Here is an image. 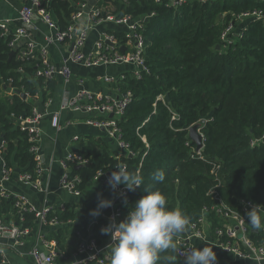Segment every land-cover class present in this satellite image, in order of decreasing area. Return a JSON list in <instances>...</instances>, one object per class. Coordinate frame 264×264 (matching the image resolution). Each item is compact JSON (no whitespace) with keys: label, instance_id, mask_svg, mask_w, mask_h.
<instances>
[{"label":"trees","instance_id":"1","mask_svg":"<svg viewBox=\"0 0 264 264\" xmlns=\"http://www.w3.org/2000/svg\"><path fill=\"white\" fill-rule=\"evenodd\" d=\"M47 1V10L64 30L76 12L73 5L82 0ZM110 1L113 14L146 18L142 36L147 71L140 78L129 71L114 84L120 94H130L124 114L117 121L120 140L128 145L130 154L116 159L102 141L95 150L79 152L89 163L80 168L71 166V174L80 178L78 189L83 192L99 172L122 164L129 172L144 177L141 188L130 191V199L137 201L145 194L144 187L159 190L166 196V207L180 208L190 217L189 224L211 205L208 193L215 186L227 205L245 200L264 206V144H249L264 133V22L236 19L248 10L264 8V4L253 0L188 2L174 11L153 0ZM230 22L237 35L229 34L227 43L221 35ZM112 33L123 39L121 32ZM10 52L6 40L0 37V136L6 144L3 161L13 173L17 169L35 176L27 134L19 130L16 120L29 116L38 100L46 103L55 80L37 76V70L42 69L38 56L18 60L14 55L9 59ZM15 91L26 94L27 99ZM166 94L167 102L158 99ZM174 115L176 119L172 120ZM196 124H201L202 159L195 156V145L188 137L190 127ZM212 164L220 165L216 176L211 173ZM157 170L164 171L163 182L152 179ZM98 202L96 199L81 206L68 205L62 212L57 210L55 216L64 225L52 229L47 239L56 242L58 257L70 255L67 236L92 221L98 222L93 227L97 243L106 237L99 230L106 221L101 215H90ZM22 217L20 222L13 198L0 199L2 222L34 226L33 213H23ZM209 219V233L215 238L219 220L213 215ZM249 237L256 243L264 240V235L251 225ZM169 255L171 251L161 254V264H166L163 257ZM175 257V264H184V258Z\"/></svg>","mask_w":264,"mask_h":264},{"label":"built area","instance_id":"2","mask_svg":"<svg viewBox=\"0 0 264 264\" xmlns=\"http://www.w3.org/2000/svg\"><path fill=\"white\" fill-rule=\"evenodd\" d=\"M0 1L7 5H11L13 2L20 4L17 9L16 18H0V37L6 39L8 48L15 52L14 55L18 60L38 56L41 60L42 69L37 70V76L43 77L45 81L54 78L57 74L68 81L71 76L69 62L87 67L94 65H130L132 66L130 72L135 78H140L141 73L147 71L143 59L145 43L142 36L143 22L146 18H132L130 15L121 17L118 14H113L114 7L110 0H95L93 6H89L87 0L78 1L73 5L76 12L71 15L69 24L64 30H61L57 26L53 15L47 10L49 3L47 0H27L25 3L24 0ZM211 1L214 0H153L154 3L162 4L165 8L174 11L188 2L204 4ZM253 1L264 4V0ZM35 16L50 31L44 38V45L41 46H38L33 40L32 33L29 31ZM236 19L241 22L246 20H261L264 22V8L248 10L237 15ZM108 23L114 27L113 31L121 32L123 39H118L112 31L105 30L100 33L97 41L94 43L92 53L88 56L84 55L83 48L88 33L94 28ZM229 34H236L231 22L224 29L221 40L227 43L230 42L228 39ZM65 41L71 42V51L63 59L62 68L56 70L49 64L46 58V50L50 45L55 43L61 44ZM123 78L124 75L117 79L105 77L103 81L109 84H116ZM158 99L164 101L163 96L158 97ZM129 101V93L123 95L119 93L115 97L88 90H80L75 95L64 97L59 102L58 112L54 113L51 117V126L59 130V113L61 111L67 110L94 116V118L87 119L85 123L95 128L104 129L108 138L113 140L119 151L122 152L120 157L126 156L130 152L128 145L120 140L117 121L123 116ZM41 118L42 114L38 111L37 107H33L29 116H19L16 120L19 130L27 134L30 144L28 152L32 155L35 162V176L24 172L17 174L16 178L18 182L31 185L38 191H42L40 176L43 170L39 146V122ZM174 119H176L175 115L172 116V120ZM198 132L202 136L200 129H198ZM77 138L75 136L74 140ZM186 144L188 145V143ZM249 144L251 147L264 144V133L258 138L251 139ZM5 146V141L0 136V158L2 159L0 168V199L13 198L14 207L19 215L20 222H23V213H33L36 223L50 227L58 226L59 222L55 214L57 210L59 212L64 211V207L54 209L49 206H43L41 209H36L28 203L25 196L12 195L4 188V184L16 173H13L11 168H7L3 161L2 152ZM201 150L202 148L196 150L194 146L195 156L199 159H202ZM88 163V159L83 154L79 152L68 153L60 161V166L63 169L59 183L60 187L74 196H79L82 193L78 189L80 178L71 174V166H84ZM121 165H116L112 170L104 173L99 172L93 179L102 178L104 180L105 188L107 187L106 191L109 192L107 199L113 200L111 207L103 209L101 218L106 221V224L100 225L99 230L109 223L110 217H114L117 223L124 220L128 212L131 211V206L135 203L128 197L130 191H127L123 185H119L113 191L107 183V174L115 171ZM219 167V164H212L211 173L216 176ZM216 187L208 193L211 196V205L204 207L198 220L195 223L189 224L186 230L175 238L177 248L174 253L172 252V255L184 258L185 251L192 248L202 249L201 244L205 243L217 248L223 254L231 256L233 264H262L264 262V240L256 243L249 237L250 225L247 222L246 216V212L251 209L252 205L256 204L245 200H238L233 206L227 205L219 197ZM123 196L127 197L128 206L123 205ZM259 208L260 214L264 216V206L260 205ZM211 215L219 220L220 225L215 229V238L211 237L209 233L211 226L209 216ZM97 224V221H92L81 230L74 232L76 249L73 253L74 259L70 264H87L89 262L110 264L111 237L110 235H106V242L102 244L97 243L98 239L96 238V234L93 233V227ZM257 231L264 235V229ZM29 234L30 228L28 227L14 223L7 224L0 220V264L7 263L1 239H11L15 246H20ZM28 255L33 264H55L59 251L54 240L42 237L40 246H34ZM224 260L217 256L216 264H223Z\"/></svg>","mask_w":264,"mask_h":264},{"label":"crops","instance_id":"3","mask_svg":"<svg viewBox=\"0 0 264 264\" xmlns=\"http://www.w3.org/2000/svg\"><path fill=\"white\" fill-rule=\"evenodd\" d=\"M25 2H27V0H24V3ZM19 6V3L13 2L11 5H8L7 8L0 3V18H16ZM105 30H109L111 32L114 30V27L109 23L102 24L88 33L87 40L83 48L84 55L88 56L92 53L94 43L97 41L100 33ZM29 31L32 33V38L38 46L44 45V38L50 32L48 27L40 22L37 16L33 18ZM71 46L72 44L69 41H65L61 44L55 43L48 46L46 50V58L49 64L56 70H60L62 68L63 59L71 51ZM68 65L71 72L69 80L66 81L59 74L54 76L55 88L52 96L47 99L46 103H40L38 100L35 105L38 111L42 114V118L39 122V146L43 169L40 176V179L42 180V191H38L31 185L18 182L16 178L18 173H15L11 179L4 184V188L8 193L12 195L25 196L28 203L36 209H41L43 206H49L54 209H58L60 207L65 208L68 205L81 206L87 201L108 198L109 192L106 191L107 187L105 188L104 180L102 178L92 180L88 187L79 196H74L60 187V178L63 173L60 161L68 153H87L88 149H97V143L102 141L107 146L111 156L114 158L117 159L122 154V152L117 148L115 142L108 138L104 129L95 128L85 123L87 119L94 118V116L67 110L61 111L59 113V130L54 129L51 126V117L54 113L58 112L59 102H61L64 97H71L80 90H88L115 97L118 96L119 92L115 88V85L105 83L103 78L110 77L117 79L129 72L132 66L94 65L87 67L72 62H69ZM9 93L10 92L8 91L7 94ZM75 136L78 137L76 140H74ZM1 162L2 159L0 158V168ZM70 223L72 224V222H68V224ZM63 225L64 224H58V226L50 227L35 222L34 226L30 228V234L24 239L23 244L20 246H15L13 244V240L11 239H1L6 256L5 258L7 260L6 264H33L28 255L29 251L36 245L40 246L41 238H47L48 233H50L52 229H56ZM67 237V241L69 242L67 254H70L71 256L58 257L60 260L56 261L55 264H70L74 259L73 253L76 249L74 233H70ZM106 239L107 237L101 239L100 244L106 242ZM205 245L207 244L202 243V248ZM213 251L218 257L225 259L223 264H233L231 256L223 254L215 247H213ZM262 264H264V262Z\"/></svg>","mask_w":264,"mask_h":264},{"label":"clouds","instance_id":"4","mask_svg":"<svg viewBox=\"0 0 264 264\" xmlns=\"http://www.w3.org/2000/svg\"><path fill=\"white\" fill-rule=\"evenodd\" d=\"M154 181L163 182L165 173L157 170L152 176ZM115 191L123 185L127 191H135L144 184V177L136 172H129L121 165L107 181ZM142 195L131 206L126 218L116 222L114 217L100 229L101 234L110 235V264H161V254L175 252V238L182 234L190 223V217L180 208L168 209L166 196L159 190L144 187ZM124 206H128L127 197H122ZM113 200L100 199L96 209L90 215H101V210L111 207ZM260 205H252L246 212L247 222L255 230L264 229V216L260 214ZM166 264H175L174 255L164 256ZM217 256L213 246L205 245L202 249L192 248L184 253V264H216Z\"/></svg>","mask_w":264,"mask_h":264},{"label":"water","instance_id":"5","mask_svg":"<svg viewBox=\"0 0 264 264\" xmlns=\"http://www.w3.org/2000/svg\"><path fill=\"white\" fill-rule=\"evenodd\" d=\"M89 6H93L95 3V0H87ZM219 49V45L216 46V50ZM15 52L11 51L9 53V59H11L14 56ZM14 93L19 94V96L23 99L26 100V95L24 93H21L19 91H15ZM164 100L167 102L169 97L168 95H164L163 96ZM201 124H196L192 127H190L189 131H188V137L189 139L194 143L195 145V149L196 150H200L203 147L202 144V136L199 134L198 129L200 128ZM90 145V144H89ZM81 166H77V168H80ZM16 173H19V170H15ZM111 175V173L107 174V177L109 178V176Z\"/></svg>","mask_w":264,"mask_h":264},{"label":"rangeland","instance_id":"6","mask_svg":"<svg viewBox=\"0 0 264 264\" xmlns=\"http://www.w3.org/2000/svg\"><path fill=\"white\" fill-rule=\"evenodd\" d=\"M0 3L8 8L7 4H5V3L1 2V1H0Z\"/></svg>","mask_w":264,"mask_h":264}]
</instances>
